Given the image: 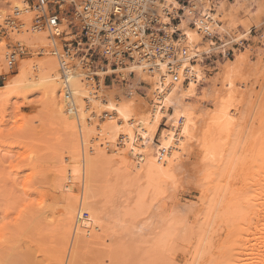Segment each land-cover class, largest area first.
I'll return each instance as SVG.
<instances>
[{
	"label": "rangeland",
	"instance_id": "obj_1",
	"mask_svg": "<svg viewBox=\"0 0 264 264\" xmlns=\"http://www.w3.org/2000/svg\"><path fill=\"white\" fill-rule=\"evenodd\" d=\"M24 3L27 5L26 0H0V14L4 16L0 23L5 19L12 21L11 16ZM28 12L31 13L29 18H33L35 13L29 9ZM262 15L263 20L264 13ZM18 16L22 20L21 15ZM29 20L20 34L11 29L5 35L0 34V41L7 38L5 48L0 49V87L19 80L23 69L46 57L37 56L39 46H29L22 41L23 32L31 24ZM251 27L246 42L241 40L233 47L226 46L225 53L219 49L202 55L204 84L197 87V96L187 103L203 118L214 108L211 84L220 64L223 60H232L235 50L251 49L244 64V81L240 78L235 83V87L241 88V100L227 142L222 151L218 150L219 161L204 163L197 143L188 153H182L171 171L178 186L174 197L171 200L162 198L149 207L148 198L144 213L134 222V228L140 226L144 231L139 227L121 231L115 223L126 197L125 189L131 188V182L126 180L124 186L118 185L123 168L119 166V170L113 172L103 154L96 147H90L87 150L90 195L88 193L85 205L100 218L102 229L89 237L83 234L68 236L73 194L62 193L56 177L57 170L63 172L60 176L73 177L77 146L72 134L63 128L56 116L61 97L31 88L18 90L17 94L0 89V225H3L0 227V264H142L140 238L150 240L163 222L173 217L180 219L181 225L177 228L179 233L175 231L168 241H177L181 251L173 253L169 259L178 256L183 264H264V42L261 39L264 32L263 26L253 24L254 29ZM237 35L231 36L238 38ZM220 42L218 36L211 34L200 45L209 44L215 48ZM14 44L33 49H28L27 54L9 69L6 58ZM228 52L230 55L226 57ZM75 63L78 70L82 68ZM82 69L87 70L84 65ZM119 72L122 73L117 69L116 73ZM90 73L93 90H98L99 85L104 92L125 86L110 85L109 78L103 84L109 70L98 72L97 81ZM133 76L125 79L128 82ZM149 88L144 84L135 91L133 101L137 111H145ZM239 88L236 89L239 91ZM206 91H210L211 99H198ZM104 119H99V123ZM166 123L167 119H161L155 143L158 134L166 129ZM105 183L108 193L102 196L99 192ZM167 183L170 187L173 182ZM246 200H251L252 208L244 202ZM113 216H117L116 219ZM8 221L10 223H6ZM254 246L260 253L249 251Z\"/></svg>",
	"mask_w": 264,
	"mask_h": 264
},
{
	"label": "bare ground",
	"instance_id": "obj_2",
	"mask_svg": "<svg viewBox=\"0 0 264 264\" xmlns=\"http://www.w3.org/2000/svg\"><path fill=\"white\" fill-rule=\"evenodd\" d=\"M82 1L76 2L78 11L80 10ZM162 1L163 2L159 5L160 8L164 7L167 11L177 8V3L174 0ZM243 8L245 15L248 17L244 20L236 21L233 15L235 14L234 12ZM198 9L199 14L192 15L191 18L187 16L186 19H184L185 22L187 21L185 28H182L180 23L182 37L174 43V46L178 49V53L177 59L175 60L176 68L173 69V73L167 71L166 61H157L151 68L144 63L137 62L130 64L125 69L119 66L118 70L122 71L123 77L127 78L129 73H133L134 76L131 80H128L123 88L110 90L108 92H104L105 90H102L101 85H99L98 90H93L90 86L92 80L90 71L88 69H84L85 71H83V65L82 68H80V65V69L78 70V66L75 62L69 64L67 76L62 77L58 70L56 59L47 53L49 42L46 32H30V26L23 32L25 34H23L22 41L29 46H39V51L43 53L42 56L46 57L32 66L23 69L19 80L10 82L3 87L1 86L0 89H7L8 92L17 94L18 90L31 88L61 97V101L59 99L61 103L57 105V110H55L56 116L59 118L58 120L63 128L72 134L77 146L76 160L73 163L74 166L72 170L74 174L73 177L66 178L60 176L63 174L61 170H57L59 175L56 177L59 183L57 184L58 189H60L62 193L67 192L68 195L73 194L74 204H72L73 209L71 212L68 236L70 234L77 237L83 234L89 237L96 231H101L102 229L100 218H97V215L92 213L93 211L85 205L87 202L86 200L89 199L88 193L90 192L88 188V186H90L88 183L90 157L87 154V150L90 147H96L97 151L103 154L107 164H111L110 168H112L113 172H117L119 166L123 164L122 160L113 159L114 155L119 156L123 154L125 159H131L125 151L128 146L125 141L134 143V147L138 152L139 149L146 147L147 151L141 153V155L155 159L153 155V145L159 147L166 133L172 138V145H175L178 140L181 139L180 132L183 130V125L187 122L188 116H178L179 110L189 113L196 125L195 139H186V147L178 150L180 155L182 153L185 154L191 149L190 147L197 143L202 151L201 159L204 163L214 164L219 161L220 151H222V147L227 142L231 131L230 129L233 126L236 108L241 100L239 93L241 88L235 87V83L240 78L244 81V64L247 62L251 49L245 47V50H235L232 60H223L220 64L218 68L219 72L216 74V78L211 84L214 108L207 111V114L203 118H200V115H196L191 106L187 104L188 101L195 96H184L182 94L186 93L189 88H192L194 82V92H196L198 86L204 84V70L202 67V62L204 61L203 54L218 51L219 49L221 52L225 53L226 46L228 47L230 45V47H233L238 41H247L248 38L246 39V35L251 24L263 26L264 29V19H261L264 13V0H252L249 4H246L244 1L240 2V0H233L232 2L227 0H214L210 3L203 1ZM16 11L17 13L14 11L15 15L20 14L25 23L28 19H32V17L29 18L31 13L29 14L28 7L25 3L23 7L16 9ZM186 13H188V11H186ZM1 17L4 16L0 14V20L2 19ZM30 20L29 22L31 23ZM166 21L167 19H162V22ZM189 22L193 24V27L188 26ZM196 22H199V28L196 27ZM22 23L21 25H23L22 28L24 29L26 27L25 25H28V23ZM239 25H241L244 30L242 34L239 31ZM22 28L19 32L16 30L13 31L20 34ZM62 28L64 27L62 26ZM221 29H223V31H221ZM263 29L262 31L264 32ZM189 31L194 34L192 40L188 39ZM27 32L33 35H29ZM211 34L219 37L221 40L219 46L215 48L210 47L209 44L201 46L200 43L202 40L208 39V36ZM232 34H238L237 36L239 37L234 38L231 36ZM263 37H261V39L264 42ZM262 55L264 56V50ZM79 64L81 63L78 62V65ZM182 68L185 69L183 73L180 71ZM197 74L201 79H195ZM181 76H183L182 79ZM142 81L150 87L148 89L149 101L145 105L146 109L144 112L137 111L133 101L135 91L139 88V84ZM229 85H231V87H229ZM236 88H239V91ZM161 89H163V91H161ZM172 89L176 91L172 92ZM165 100H168L167 104L164 103ZM121 110H124L125 115L128 117L127 120H125L124 115H121ZM157 112L160 114L159 121L156 119ZM101 118L105 119L102 123H99L98 120ZM163 118L167 119V123L165 124L166 129L158 134V140L155 143V136L158 133L159 123ZM199 120L202 121L201 128H199ZM146 138L149 141L147 145L143 143ZM172 145H169L168 149H163L162 152H168L171 156L172 153L170 149ZM218 150L220 151L218 152ZM178 159L170 165L165 163L163 166L168 168L171 172L173 170V165ZM122 168L123 175L120 177V184L118 185L124 186L126 180H130L131 188L125 189L126 197L123 201L121 212L118 215L119 217L116 219L117 216H113V218L115 217L114 219H116V222L115 220L114 222L117 223V226L119 225L120 228H122H119L121 231L124 229L125 231H129V229H127L128 227L131 230L139 227V230L144 231V228H140V226L136 228L133 227L136 226L134 222L144 213L145 201L141 198L142 188L144 186L127 171L126 167ZM148 168L149 164L145 163V172L142 174L145 185L148 182ZM173 173L171 172V174ZM206 177H208V175H206ZM168 182H170V180H168ZM171 182L173 181L171 180ZM107 190L108 185L105 183V185L101 186L100 195L105 196L106 193H108ZM129 197H131V200H129ZM148 198L147 205L149 207L151 204V196ZM39 202L38 206H40ZM244 202L250 205V208L253 207L251 200H246ZM263 205L264 202L262 203V206ZM180 222L181 220L177 217H173V219L169 218L158 228V232L153 235L154 237L152 236L153 238L150 240L147 238H143L142 240V238H140L141 241L139 240L138 245H143L141 247L142 257H144L142 264H148L158 257L164 241H168L173 234L175 235L178 225H181ZM177 233L179 232L177 231ZM255 247L256 246L250 248L249 251L256 252L257 249ZM257 252L260 253L259 251Z\"/></svg>",
	"mask_w": 264,
	"mask_h": 264
},
{
	"label": "built area",
	"instance_id": "obj_3",
	"mask_svg": "<svg viewBox=\"0 0 264 264\" xmlns=\"http://www.w3.org/2000/svg\"><path fill=\"white\" fill-rule=\"evenodd\" d=\"M29 1L32 3L26 0L28 9L35 13L29 31L46 32L49 42L47 53L56 59L62 77L67 76L70 63L82 59L84 67L94 74L96 81L99 80L98 72L106 73L109 70L104 75L103 84L109 78L110 85H124L127 80L116 70L119 66L126 68L134 62L144 63L151 68L157 61H166L167 71L173 73L178 53L174 43L182 37L180 22L186 19V11L197 15L203 1L210 3L214 0H174L177 8L171 11L160 8L162 0H83L79 11L75 0H47L46 3L44 0ZM18 17L12 15V21L4 20L6 26L0 24V34L5 35L10 29L19 32L23 25ZM163 18L167 21L162 22ZM53 22H56L55 25ZM69 23L75 31L68 26ZM188 26L193 27V24L189 22ZM97 38L109 41L105 47L110 46L113 55L110 59L106 56V62L98 56L90 58L86 49L87 45L95 52ZM28 49L33 48L14 44L6 58L8 68H13ZM81 52L84 53L83 57L79 55ZM42 55L41 51L37 53V56ZM229 55L230 52L226 57ZM74 56L75 59H70ZM131 76L133 73H129L127 78ZM144 84L142 81L139 86Z\"/></svg>",
	"mask_w": 264,
	"mask_h": 264
},
{
	"label": "snow or ice",
	"instance_id": "obj_4",
	"mask_svg": "<svg viewBox=\"0 0 264 264\" xmlns=\"http://www.w3.org/2000/svg\"><path fill=\"white\" fill-rule=\"evenodd\" d=\"M46 3L47 0H44ZM5 15H7V12H5ZM186 15L191 18L193 15L192 11H189L186 13ZM56 22H53L55 25ZM187 21L185 25H182V27L186 26ZM70 28H72L73 31H75L74 26L69 23L68 25ZM196 27L199 28L200 24L199 22H196ZM223 31V29H221ZM193 33L191 31L188 32V39H193ZM199 38V37H197ZM7 42V38L5 37L4 40L0 41V49L5 48ZM97 48L95 52L86 45V49L88 50L90 58L99 57L101 61H105V57L107 56L109 59L112 57L113 52L109 47H105V45L109 44L108 40L97 38L95 41ZM80 57L84 56V53L81 52ZM70 59H75L74 57H70ZM81 65H83V60L81 59L79 61ZM106 62V61H105ZM181 73L185 71V69H180ZM195 71V70H194ZM183 76H181V79ZM195 79H201V77L197 74ZM195 87V82L193 83L192 88H189L186 93H183L184 96H197V93L193 91V88ZM231 87V85H229ZM163 91V89H161ZM175 89H172V92H175ZM200 100H210L211 94L210 91H206L205 95L202 97H198ZM165 104L168 103V100L164 101ZM207 106V105H204ZM121 115H124L125 120L128 119L127 115H125L124 110H121ZM179 115H187L188 120L183 125V130L180 132L181 139L178 140V142L175 145H172V138L166 133L165 137L163 138L162 142L160 143L159 147H156L153 145V155L155 159H152V157H145L144 155H141V153H144L147 151V148H141L139 149V152L134 147V143H127V148L125 151L128 154V157L131 159H125L123 154H120L119 156L114 155L113 159H119L123 161V164L121 167H126L127 171L131 173L138 181L139 183L144 186L142 188V199L144 201H147L148 197L151 196V203L153 205L157 204V202L164 198L165 200H171L174 195L176 194L177 185L175 183V177L172 176L171 172L168 168H165L163 165L166 164H172L175 162L179 156V149H184L186 147V139L187 140H194L196 136V125L192 120V117L189 113L182 112L178 110V116ZM156 119L157 121L160 120V114L159 112L156 113ZM147 138L143 141L145 145L148 144ZM169 145H172V148L170 149V152L172 155L170 156L168 152H162L163 149H168ZM145 163L149 164L147 176H148V182L145 185V180L143 179L142 174L145 172L144 165ZM162 178V179H161ZM172 180L173 183L169 187V185L166 183V181ZM10 223V221L6 222ZM0 227H3V225H0ZM181 251L179 247V243L175 240L173 241H164L163 246L160 249L159 255L156 259L149 262V264H183L179 260V257L176 256L175 259H169L173 255V253H179ZM65 264H68V262H65Z\"/></svg>",
	"mask_w": 264,
	"mask_h": 264
},
{
	"label": "crops",
	"instance_id": "obj_5",
	"mask_svg": "<svg viewBox=\"0 0 264 264\" xmlns=\"http://www.w3.org/2000/svg\"><path fill=\"white\" fill-rule=\"evenodd\" d=\"M219 1H224V0H219ZM242 0H240V2H241ZM243 2V1H242ZM235 14H233L234 15V17H235V19H236V21H239V20H244V19H246L248 16H246L245 15V13H244V8L243 9H241V10H236L235 12H234ZM181 23V27H182V25H185V20H183L182 22H180ZM251 28H253L254 29V27H253V24H251ZM182 28H185V26L184 27H182ZM239 31H241V32H244V30H243V28L241 27V25H239ZM194 112V111H193Z\"/></svg>",
	"mask_w": 264,
	"mask_h": 264
}]
</instances>
